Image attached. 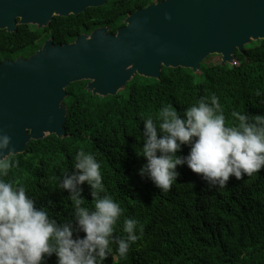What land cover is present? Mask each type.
<instances>
[{"label": "trees", "instance_id": "16d2710c", "mask_svg": "<svg viewBox=\"0 0 264 264\" xmlns=\"http://www.w3.org/2000/svg\"><path fill=\"white\" fill-rule=\"evenodd\" d=\"M151 1L108 0L77 15L54 16L43 28L20 24L13 32L0 29V62L28 57L48 38L53 43L71 42L100 26L114 33L127 12ZM234 55L236 64L223 66L219 60L208 61L212 55L206 57L199 73L163 67L158 80L135 75L116 95H93L86 91L85 80L70 83L62 100L67 108L66 136L50 134L29 141L22 154L12 155L17 165L8 179L25 186L37 206L59 223L71 221L73 204L58 184L74 170L76 152L84 150L101 164L105 192L100 195H110L123 210L115 234L126 235V218L143 227L127 259L117 262L109 256L105 264H264V168L240 180L230 177L225 187L209 188L201 174L187 165L177 166L180 175L167 192L139 174L146 162L137 155L143 121L157 120L166 104L182 114L201 97L215 94L229 126L239 123L233 112L264 115V96H255L258 89L264 92V40L252 41ZM189 151L183 146L178 155ZM82 188L84 206L91 208V189L86 182ZM45 264H57L55 254Z\"/></svg>", "mask_w": 264, "mask_h": 264}, {"label": "water", "instance_id": "95a60500", "mask_svg": "<svg viewBox=\"0 0 264 264\" xmlns=\"http://www.w3.org/2000/svg\"><path fill=\"white\" fill-rule=\"evenodd\" d=\"M108 0H0V29L46 27ZM170 18H166L165 14ZM100 26L71 42L46 39L27 58L0 62V134L22 154L31 140L66 136V87L85 80L93 95H116L135 75L159 79L163 67L198 72L208 56L232 65L235 52L264 40V0H152L113 33Z\"/></svg>", "mask_w": 264, "mask_h": 264}, {"label": "clouds", "instance_id": "9594fccd", "mask_svg": "<svg viewBox=\"0 0 264 264\" xmlns=\"http://www.w3.org/2000/svg\"><path fill=\"white\" fill-rule=\"evenodd\" d=\"M165 17L170 18L167 13ZM255 96L264 92L258 89ZM232 116L239 123L229 126L215 94L201 97L182 114L171 104L164 105L157 120L143 121V144L137 155L146 162L139 174L167 192L180 175L177 166L187 165L201 174L209 188L227 186L230 177L240 180L259 173L264 168V115L233 112ZM183 146L190 151L178 155ZM13 152L11 137L0 134V264H45L53 254L57 264H105L109 256L117 262L127 259L143 227L126 218V235L115 234L123 210L110 195H100L105 186L95 155L77 151L74 170L59 180L74 209L73 220L59 223L46 208L37 206L25 186L8 179L17 165ZM85 182L95 201L91 208L84 206Z\"/></svg>", "mask_w": 264, "mask_h": 264}, {"label": "rangeland", "instance_id": "374dc122", "mask_svg": "<svg viewBox=\"0 0 264 264\" xmlns=\"http://www.w3.org/2000/svg\"><path fill=\"white\" fill-rule=\"evenodd\" d=\"M215 60H219V56H217V55H212L209 59H208V61H215ZM199 73V72H198Z\"/></svg>", "mask_w": 264, "mask_h": 264}, {"label": "flooded vegetation", "instance_id": "af4514ba", "mask_svg": "<svg viewBox=\"0 0 264 264\" xmlns=\"http://www.w3.org/2000/svg\"><path fill=\"white\" fill-rule=\"evenodd\" d=\"M158 1H159V0H158ZM143 7H144V6H143ZM140 8H142V7H140ZM136 9H139V8H136ZM136 9H135V10H136ZM129 13H131V12H129ZM127 14H128V12H127ZM127 14H126V15H127ZM123 19H124V18H123ZM122 21H123V20H122ZM118 28H119V27H118ZM21 57H22V56H21ZM15 58H16V57H15ZM15 58H8V59H9V60H13V59H15ZM22 58H27V57H22Z\"/></svg>", "mask_w": 264, "mask_h": 264}, {"label": "built area", "instance_id": "2783aa9c", "mask_svg": "<svg viewBox=\"0 0 264 264\" xmlns=\"http://www.w3.org/2000/svg\"><path fill=\"white\" fill-rule=\"evenodd\" d=\"M235 64H236V62L234 61L232 65H235Z\"/></svg>", "mask_w": 264, "mask_h": 264}]
</instances>
